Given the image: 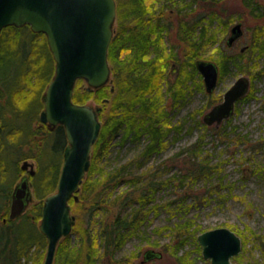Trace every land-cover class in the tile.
Returning a JSON list of instances; mask_svg holds the SVG:
<instances>
[{"label":"rangeland","instance_id":"374dc122","mask_svg":"<svg viewBox=\"0 0 264 264\" xmlns=\"http://www.w3.org/2000/svg\"><path fill=\"white\" fill-rule=\"evenodd\" d=\"M192 1L116 0L117 11L113 27L117 32L110 58L108 56V63L112 66L111 72L114 77H118L121 76V70L122 77L126 76L127 79L135 74V66L130 62L135 56L131 51L132 43L125 37L130 31V24L135 25L136 22L143 21L144 33L156 39V43L150 44L138 55L137 58L142 57L139 65L142 69L158 66L157 70L159 68L161 73L159 85L154 87L152 94H147V101L154 102L153 108L160 114L161 126L169 130L163 139L164 147L147 158L140 157L139 160L143 161V164L138 165L137 157L150 137L146 133L135 136L134 131L126 135L128 126L125 122H122V128L111 135L109 131L114 122L109 116L111 100L106 105L101 102L109 96V87L99 92H90L84 104L104 106V115L100 120L106 124L108 131L104 133V138L92 147L94 156L90 170L93 172L89 176H98L97 169L113 171L114 168L126 164V178L136 179L142 175L144 182L147 179L156 183L186 174L185 168L192 156L196 157L195 160L192 159L193 162L207 160L209 166L218 165L219 171L211 169L208 175L201 174L194 182L186 179L184 184L171 180L165 185H158L153 193L150 191V201L147 207H144L145 211H148L147 215L141 218V223L136 227L123 231L120 246L113 252L112 259L111 256L102 254L103 247L99 245L102 243L101 212L90 219L85 206L88 203L83 199L78 203L70 202L71 214L76 215L78 219L84 214L85 218L78 220V228H73L68 237L58 243L54 264H64L65 255L80 248L87 238L90 240L86 241V244L90 247L85 246L84 252H92L95 261L91 264H211L202 257L196 240L200 230L184 235V243L179 247L170 246L173 234L170 228H174L177 223L191 221L192 228L194 225H200V229L210 230L225 226L235 231L242 239V251L233 257L232 261L239 264H264V49L258 44V49L252 51L256 26L258 25V30L264 31V0H225L226 4L234 8V11H231L234 15L231 22L223 25L218 18L211 19L206 15L193 29H185L181 33V28L175 21L178 11H192L186 17L191 20H196L200 17L198 15L205 13ZM162 16L169 20V23L165 20L162 22ZM237 21L242 24V36L231 46H227L229 29ZM123 30L126 31L122 33ZM227 56L230 58L226 60V69L222 72L218 65L217 86L212 93H208L205 91L202 75L195 67L196 59L219 62L220 58L222 61V57ZM241 74L251 80L248 96L239 99L234 114L222 121L217 128L214 125L206 126L202 123V116L222 99L228 86ZM117 81L116 88L119 86ZM76 82L74 86L80 96V92H85L87 85L84 80ZM111 87L114 89V86ZM123 88H118V93L112 96L117 97L122 105L120 114L131 104L125 98ZM43 128H47V125L41 121L34 126V129L39 130L36 136L39 142ZM102 140L107 142L105 148L100 149ZM24 152L37 155V145L26 148ZM194 152L196 156L193 155ZM62 158L63 156L61 162ZM27 159L34 164L36 170V160L32 157ZM55 159L59 160L60 155H56ZM22 173L27 172L22 170ZM116 187V191L128 188L134 194L146 191V186H141V183L132 185V181L129 184L122 181ZM181 199L183 202L180 206L178 204ZM37 203L38 200L33 196L29 209ZM141 204L133 200L128 211L135 210ZM167 205L170 209L166 208ZM108 220L106 218L103 222ZM167 226L170 230L165 229ZM161 227L164 228L158 231ZM19 228L22 229L21 226L15 227L16 230ZM89 232L91 238L86 236ZM167 245L170 248H167ZM149 248L161 255L142 262L143 253Z\"/></svg>","mask_w":264,"mask_h":264},{"label":"trees","instance_id":"16d2710c","mask_svg":"<svg viewBox=\"0 0 264 264\" xmlns=\"http://www.w3.org/2000/svg\"><path fill=\"white\" fill-rule=\"evenodd\" d=\"M192 2H195L196 5L200 6L205 13L203 15H198L200 17L196 20H191L186 17H188L192 11H178L179 14L175 21L181 28V33L184 32L185 29H193V26L201 23L206 15H209L211 19L218 18L223 25L231 22L234 18V15L231 14V11H234V8L233 6L226 4L225 0H193ZM191 8L192 7H190V9ZM162 17V22L165 20L166 23H169V20H166L164 16ZM130 25L131 27L128 28L130 31L127 32L128 36L125 38L128 42L130 41L132 43V50L135 52L137 51L138 55L140 52L145 51L150 44L153 45L156 43V39L151 38L147 33H144L145 27L143 21L136 22L135 25ZM125 31L123 30L122 33ZM202 32L204 34L205 30ZM253 35L254 49H252V51L258 49V44L262 45L260 48L263 50L264 31L258 30L257 25ZM114 38L115 35L110 40L111 42L108 47L109 58ZM138 55L133 56L132 60H130L135 66V74L130 75V79H127L126 76L122 77L121 70H119L121 76L114 77V73L111 72L112 66L110 65L111 81L109 84L101 86L98 89L86 86L85 92H80V96L75 86L72 100L77 104H84V100L88 97L90 92H99L103 88L109 87V96L102 99L101 102L102 105H106L111 100V111L109 116L112 117L114 122L113 125H111L109 131L110 134L112 135V133L122 128V122H125L128 126L125 131L126 135L134 131L133 134L135 133V136L146 133L150 137L144 150L140 152L137 157L139 160L140 157L147 158L155 151L161 150L164 147L163 139L168 133L169 128L161 126L159 119L160 114L153 108L155 105L153 104L154 102L151 103V100H149L150 102L147 101L149 98L148 95L152 94L154 87L159 85V75L161 74L159 68L157 70L158 66H154L151 69H142L141 65H139V61L142 57L137 58ZM229 58L230 57L227 56V58L222 57V61L221 58L219 62L214 61L217 66H220L222 72L226 69L225 63ZM54 64V58L44 34L31 30L30 26L27 24L22 25L21 27L10 25L1 30L0 264H42L44 260L46 238H44V235L37 227L41 217V202L56 189L62 164L61 157L63 156L64 148L67 146L65 132L60 124L53 129L49 128L48 125L47 128H43V131L40 132L41 142H39L36 137L37 134H39V130L34 129L36 123H40L41 121L39 120V113L43 108V95L47 84L54 77ZM116 78H118L119 81H117ZM77 81L82 82L83 80L78 79ZM116 81L117 84H119V90L124 87L125 98L131 103L124 108L121 114L119 113L122 106L120 105L121 103L118 102L117 97H112L115 96L118 91V88H116ZM111 86H114V89ZM135 104L138 105L136 106ZM101 107L98 115L99 120L100 118H103L104 115V106ZM100 128L101 130L95 143H97L102 137L104 138L103 135L108 131L106 124L101 123ZM102 141L100 149L105 148L107 142L106 140ZM33 145H37V155L24 152L26 148H31ZM195 149H197L196 146ZM56 155H60L59 160L55 159ZM193 155L196 156V153L194 152ZM93 156L94 153L92 151L90 159L91 165L93 164ZM27 157L34 158L36 163H38L34 175L30 176L33 184V195L38 200V203L35 204L33 208H30L20 215L19 218L12 220L7 218V204L10 199L9 195L13 184L21 175L20 173H22L20 162L26 160ZM190 158L195 160L196 157L192 156ZM192 159L189 160L186 165V174L173 176L171 179L156 183L147 179L146 182H144V179L141 178L142 175L137 176L136 179L126 178V175L124 174V168L127 166L126 164L114 168L113 171H106L103 168L99 170L97 169L99 172L96 177L89 176V174L93 172L89 168V173H87L82 180V184L77 191L78 200L75 201L72 198L69 201V204L72 201L76 203L81 202L83 199L88 203L85 204V206L88 210L87 212L90 219L94 218L95 215H98V212H101V222L103 226H101L102 235L100 234V242L102 243H99V245L103 247L102 254H107V256H111L112 259L113 252L120 246L119 244L121 242L123 231L130 230L134 226L136 227L141 223V218L147 215L148 211H145L144 207H147V203H149L151 197L150 194L156 190L158 185H165L171 180L180 181L181 184H184L186 179L189 180V182H194L197 176L201 174L208 175L211 172V169L219 171L218 165L209 166L207 160V162L201 161L198 163L196 161L193 162ZM141 164H143V161L141 162V160H139L138 165ZM122 181H126L128 184L132 181V185L141 183V186H146V191H141L136 194L128 190V188L116 191V186ZM150 191L152 192L150 193ZM207 191L209 192L210 190L207 189ZM82 193L84 195H82ZM133 200H137L142 204L135 210L128 211V207L131 208V202H133ZM182 202L183 199L180 200L178 205L181 206ZM166 208L170 209V206L167 205ZM85 210L86 209H84L83 212H85ZM5 218L8 220L4 222L3 219ZM83 218H85L84 214L83 217L80 216L79 219L76 216L73 224L74 229L78 228V220H83ZM106 218L109 219L108 222H103ZM191 223H193V221H191ZM191 223L180 222L177 223L174 228L168 226L165 227V229H172L173 232V238L171 237L170 240L171 247H179L183 244L185 239L184 235L196 233L198 230L201 232L203 231V229H200V225H194L192 228ZM18 226H21L22 229L19 228L16 230L15 227ZM163 228L164 227L159 228L158 231ZM89 234L90 232L88 234L86 233V236L91 238V235ZM67 237L68 236H65L64 238ZM89 240V238L85 239V242L80 245V248H77L73 253H67L64 257V264L93 263L95 258L92 256V252L88 251L87 254L84 252L85 246L89 245L86 244V241ZM170 246L167 245L166 247L170 248ZM185 255L188 256V254ZM126 262L128 263V261Z\"/></svg>","mask_w":264,"mask_h":264},{"label":"water","instance_id":"95a60500","mask_svg":"<svg viewBox=\"0 0 264 264\" xmlns=\"http://www.w3.org/2000/svg\"><path fill=\"white\" fill-rule=\"evenodd\" d=\"M115 0H0V32L4 27L29 25L30 29L46 35L55 62L54 77L43 95L39 120L49 126L60 124L68 142L64 148L56 189L42 202L39 231L46 238L42 264H53L57 244L71 233L75 215L71 214L70 199L78 200L77 191L91 165L92 145L101 130V106L75 103L72 100L77 79L89 88L98 89L111 81L108 46L116 17ZM241 22L231 26L226 45L231 46L242 36ZM244 50V48H242ZM205 91L217 86L219 68L211 60H196ZM250 78L239 75L226 89L222 99L203 115L207 126L216 128L232 114L236 103L249 92ZM20 168L34 175V164L24 160ZM11 192L9 219H16L28 207L31 182L22 178ZM196 240L202 257L211 264H239L231 261L241 252V239L235 231L223 226L204 230ZM142 262L161 253L149 248Z\"/></svg>","mask_w":264,"mask_h":264},{"label":"flooded vegetation","instance_id":"af4514ba","mask_svg":"<svg viewBox=\"0 0 264 264\" xmlns=\"http://www.w3.org/2000/svg\"><path fill=\"white\" fill-rule=\"evenodd\" d=\"M116 32H117V30L113 27V36L116 34ZM112 36V37H113ZM144 50V49H143ZM133 53H134V55H138V53H137V51L135 52V51H133V50H131ZM148 52V51H147ZM141 53V52H140ZM124 56H122V58H123ZM141 61V60H140ZM56 127V126H55ZM49 128H51V129H53L54 127L53 126H49ZM27 173L26 174H23V173H20L21 175L19 176V178L17 179V181L14 183V186H13V188H12V190L14 189V187L16 186L15 184H17V182L18 181H20L22 178H27L28 179V181H30L31 182V184H32V181H31V179H30V174H28V169L27 170H25ZM32 189H33V184H32V186H31V193H32ZM12 192V191H11ZM11 195V194H10ZM32 197H33V193H32ZM10 201H11V199H10ZM31 201H32V198L30 199V202H29V204H28V207H27V209H29V205H30V203H31ZM9 207V206H8ZM27 209H26V211H27ZM8 211H9V209H8ZM8 215V214H7ZM5 221V220H4Z\"/></svg>","mask_w":264,"mask_h":264}]
</instances>
